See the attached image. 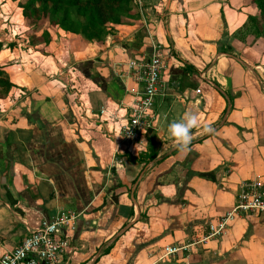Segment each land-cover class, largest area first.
I'll list each match as a JSON object with an SVG mask.
<instances>
[{
    "label": "crops",
    "instance_id": "1",
    "mask_svg": "<svg viewBox=\"0 0 264 264\" xmlns=\"http://www.w3.org/2000/svg\"><path fill=\"white\" fill-rule=\"evenodd\" d=\"M250 6L139 0L102 43L52 29L48 43L1 51L0 254L73 211L72 264H264V214L208 237L242 183H264V33L245 31ZM153 44L165 69L147 132L160 145L145 164L130 156L148 153L147 132L129 151L114 131L132 105L128 64ZM189 111L201 126L180 151L168 127Z\"/></svg>",
    "mask_w": 264,
    "mask_h": 264
},
{
    "label": "built area",
    "instance_id": "2",
    "mask_svg": "<svg viewBox=\"0 0 264 264\" xmlns=\"http://www.w3.org/2000/svg\"><path fill=\"white\" fill-rule=\"evenodd\" d=\"M139 5V0H136ZM162 47L151 46V53L134 58L129 64V76L134 87L128 92L132 97L129 112L118 119L119 126L114 133L131 151L133 141L139 134L151 128L154 116L155 98L159 95L161 76L165 69ZM264 214V183L259 180L242 183L233 208L220 217L217 225H209L208 237L218 236L234 217ZM78 213L60 212L50 220L28 232L13 250L0 254V264H72L74 251L73 231ZM179 249L167 247L165 255L174 254Z\"/></svg>",
    "mask_w": 264,
    "mask_h": 264
},
{
    "label": "trees",
    "instance_id": "3",
    "mask_svg": "<svg viewBox=\"0 0 264 264\" xmlns=\"http://www.w3.org/2000/svg\"><path fill=\"white\" fill-rule=\"evenodd\" d=\"M133 0H27L22 7L23 15L26 18H47L51 25L58 27L66 33L81 36L87 41L102 43L117 25L123 24V20L134 19L138 14H131ZM260 19L249 16L245 31L253 34L255 38L261 37L264 33V0H253ZM38 15V16H37ZM102 37V38H101ZM44 43L49 42V36ZM102 39V40H101ZM1 68V67H0ZM3 71L0 69V78ZM0 86L8 89L12 84L7 80H0ZM5 94L7 95V93ZM147 132L149 144L148 153L139 156V159L132 158L131 161H144L145 164L153 161L159 151L160 142L156 136L150 137Z\"/></svg>",
    "mask_w": 264,
    "mask_h": 264
},
{
    "label": "rangeland",
    "instance_id": "4",
    "mask_svg": "<svg viewBox=\"0 0 264 264\" xmlns=\"http://www.w3.org/2000/svg\"><path fill=\"white\" fill-rule=\"evenodd\" d=\"M27 0H0V52L5 49H13L19 44V48H23L29 45H36L37 42L44 43L49 36V30H60L58 27L51 25L50 21L46 18H26L23 15V6ZM151 2V0H147ZM252 3V14L260 19L259 11L253 0H246ZM144 3V0H142ZM131 14L138 13V5L136 0L132 1ZM137 11V12H136ZM38 16V15H37ZM126 20H123L124 23ZM110 32L114 31L112 26ZM113 34V33H112ZM102 38V37H101ZM102 40V39H101ZM18 48V47H17ZM2 54H0L1 57ZM86 66V63L81 64ZM1 69V68H0ZM0 80H7L6 74L3 73ZM6 89L4 86H0V99L5 97ZM7 93V92H6Z\"/></svg>",
    "mask_w": 264,
    "mask_h": 264
},
{
    "label": "clouds",
    "instance_id": "5",
    "mask_svg": "<svg viewBox=\"0 0 264 264\" xmlns=\"http://www.w3.org/2000/svg\"><path fill=\"white\" fill-rule=\"evenodd\" d=\"M200 126V120L197 114L190 111L185 112L180 121L173 122L168 127V135L172 140V146L180 151L187 149L194 138L191 130ZM214 131L211 126H204L201 134H212Z\"/></svg>",
    "mask_w": 264,
    "mask_h": 264
}]
</instances>
